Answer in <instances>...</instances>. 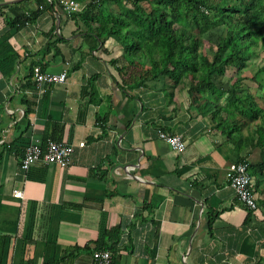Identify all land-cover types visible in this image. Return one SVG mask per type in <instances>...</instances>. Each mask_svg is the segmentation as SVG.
I'll use <instances>...</instances> for the list:
<instances>
[{"label": "crops", "instance_id": "obj_1", "mask_svg": "<svg viewBox=\"0 0 264 264\" xmlns=\"http://www.w3.org/2000/svg\"><path fill=\"white\" fill-rule=\"evenodd\" d=\"M46 3L0 0V264H93L104 231L114 264H264V178L250 212L228 182L233 147L188 93L119 73L117 41ZM33 65L66 79L37 92ZM51 128L74 145L70 164L22 169Z\"/></svg>", "mask_w": 264, "mask_h": 264}, {"label": "trees", "instance_id": "obj_2", "mask_svg": "<svg viewBox=\"0 0 264 264\" xmlns=\"http://www.w3.org/2000/svg\"><path fill=\"white\" fill-rule=\"evenodd\" d=\"M78 1L84 6L72 17L93 24L91 32L100 41L111 37L123 47L112 59L119 73H130L138 84L157 79L185 90L233 147L235 161L248 163L252 180L256 178L252 188L259 191L257 183L264 178V100L259 102L264 97V56L257 49L264 50V0ZM32 18V13L21 14L13 23ZM251 67L253 72H247ZM31 85L35 87L34 81ZM42 138L59 140L52 128ZM254 152L257 160L252 162ZM109 232L102 233L96 248L110 249L105 241Z\"/></svg>", "mask_w": 264, "mask_h": 264}, {"label": "built area", "instance_id": "obj_3", "mask_svg": "<svg viewBox=\"0 0 264 264\" xmlns=\"http://www.w3.org/2000/svg\"><path fill=\"white\" fill-rule=\"evenodd\" d=\"M52 2V0H45ZM66 15H71L81 11L78 0H57ZM67 64V62H65ZM32 78L35 83V89L39 92L43 83H63L66 79V69L59 72H49L43 70L39 65L32 66ZM157 136L166 141L172 150L183 152L185 143L180 134H169L160 128L156 130ZM83 141L78 145L82 146ZM74 145L64 140H54L47 138L45 141L38 138H31L25 145L21 157L20 166L22 169H28L36 161L43 164H55L66 166L72 160ZM227 178L230 187L233 189L235 197L243 203L248 211L257 209L256 192L252 188V176L248 170V163L245 161H232L227 167ZM15 197H22L20 189H14ZM93 264H114L112 254L108 249H94L92 251Z\"/></svg>", "mask_w": 264, "mask_h": 264}, {"label": "rangeland", "instance_id": "obj_4", "mask_svg": "<svg viewBox=\"0 0 264 264\" xmlns=\"http://www.w3.org/2000/svg\"><path fill=\"white\" fill-rule=\"evenodd\" d=\"M79 3H80V7H83V6H84V2L79 1ZM205 47H206V46H205ZM257 50L260 52V56L263 57V56H264V50H263L261 47H259ZM258 60H260V58H258ZM253 70H254V67H251V70L249 69V70H247V72L251 73V71L253 72ZM244 73H246V71H245ZM249 83L252 85V88H253V90L255 91V89H256L255 86H256V85H254L253 82H251V81H249ZM263 100H264V97L261 98V99H259V102L262 103Z\"/></svg>", "mask_w": 264, "mask_h": 264}]
</instances>
